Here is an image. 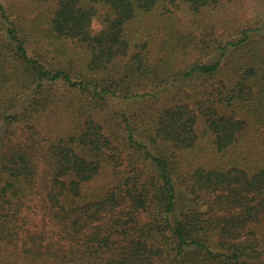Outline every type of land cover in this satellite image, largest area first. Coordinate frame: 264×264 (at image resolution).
Masks as SVG:
<instances>
[{
    "label": "trees",
    "instance_id": "16d2710c",
    "mask_svg": "<svg viewBox=\"0 0 264 264\" xmlns=\"http://www.w3.org/2000/svg\"><path fill=\"white\" fill-rule=\"evenodd\" d=\"M0 264H264V0H0Z\"/></svg>",
    "mask_w": 264,
    "mask_h": 264
},
{
    "label": "rangeland",
    "instance_id": "374dc122",
    "mask_svg": "<svg viewBox=\"0 0 264 264\" xmlns=\"http://www.w3.org/2000/svg\"><path fill=\"white\" fill-rule=\"evenodd\" d=\"M93 29H94V31H98L100 29V26L97 22L93 23Z\"/></svg>",
    "mask_w": 264,
    "mask_h": 264
}]
</instances>
